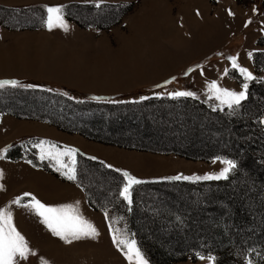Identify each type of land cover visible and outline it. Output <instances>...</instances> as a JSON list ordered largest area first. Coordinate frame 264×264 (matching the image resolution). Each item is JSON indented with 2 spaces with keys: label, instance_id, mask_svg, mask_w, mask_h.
<instances>
[{
  "label": "rangeland",
  "instance_id": "obj_1",
  "mask_svg": "<svg viewBox=\"0 0 264 264\" xmlns=\"http://www.w3.org/2000/svg\"><path fill=\"white\" fill-rule=\"evenodd\" d=\"M20 1L25 2V0ZM150 2H152V5L147 9ZM71 3L78 2L67 1L61 2L58 5L66 6ZM79 3L84 4L85 6L87 4L94 6L93 8L89 9H84L83 7L79 9L69 7L67 12L72 18L69 19L63 16L65 20L75 23L81 29L91 27L102 33L94 37L95 48L89 49L90 51L85 49L88 44L87 41L86 44L82 42V45L77 48L78 51L76 48L73 49L74 51L79 52L81 58L85 59L87 64H95L97 62L98 56L101 57L103 55H107V57H109V53L116 54L122 49L128 51V46L123 42V40L126 37L133 36V25L135 24V20L137 18H141L142 21L145 19L150 21L152 18L167 19L164 20V22L167 21L166 23L170 24V27L172 26L170 30V34L172 35L171 37H176V43H182V46L178 45L177 51H174L173 46L167 42V38L165 39L163 37H158V44L163 47L166 52L167 50H170L169 53L172 54V57L170 56L169 62H163V60L161 62V60H156L157 63H154L152 60H147L145 62L146 65H143L144 70L139 75L133 73L128 74L127 71L122 72L121 74H127L128 76L126 78H122L124 82L128 81L122 87H116V81L118 82L120 79L117 77V75H119L118 73L122 68L119 69V67L116 66L114 69L110 70V68L105 67L104 74L102 76L100 74V77L112 82L111 89H102L104 92L111 91L112 94L109 95L99 96L93 93H85V90L72 83V80L65 81V79L55 75L52 76V74L44 75L46 73L37 75L38 77L27 76L25 78H21V75H18L17 73L12 75H17L16 77L18 78L0 77V81H17V86L19 87H27L28 85H32L33 87L39 86L42 89H45V91H56L61 95L69 97L73 100L97 102L104 101L110 106H120V115H123L120 118H114L112 122L109 120V115H107L104 110H98L97 113L99 115L96 114V116L92 114H94L97 110H93L92 114H88V112L84 109H70L67 106H65L63 110H54V105L52 104L53 102L51 99L45 96L43 97L30 94L18 95V97H21L22 100H24L23 102L20 101L21 98L15 99L13 97L7 98L2 96L0 97V104H5L7 106L13 105L16 107L15 109H24V111H27L31 116H29V118L17 117L12 114L0 111V151H2V155H4L3 150L10 147L14 142H17L21 145V153L23 157L18 160H24L30 163L29 159L34 158L37 162H45L51 167V169H53L52 171L54 173L43 168L41 169L53 174L59 179L65 180L67 179V176L63 174L64 171H57L56 164L53 163V161L47 159L41 160L39 158V149L36 148L34 144L35 142L46 140L42 139L41 137L30 136L29 134H48L58 139H66L71 141L72 139L74 140L75 137L79 136L78 139L83 141L82 143H84L85 146L84 151L88 154L82 151L79 153L87 157L100 159L89 154V152L93 154L99 153L101 155L108 152L113 154L115 149L117 150L119 148L128 151H134L136 155H139L140 152L145 153L147 151L151 156L160 155L163 157L162 155H169L178 157L179 159L183 158L188 160L190 164L187 165L184 163V167H198V169L201 170L195 175L190 176L193 178V180H195L196 177H203L206 174H219L222 168L225 166L220 163V159L225 158L220 156H211L208 158L196 157L190 159L175 153H163L149 151L147 149L143 150L140 147L144 146L145 148L146 145L153 146V144L160 143L164 146L172 147L177 146L178 144V147L180 146L181 148L191 145L195 146L200 151H209L214 147L227 148L228 144L225 140L227 135L226 131L222 128L223 122L209 116H197V113H199L197 110H190L188 107H183L180 104L169 106H158L156 104L148 106L143 105L141 106L140 110H136L134 112V115L127 114L124 112L125 109L123 108L126 106V104L130 103L136 104L141 102L143 104L142 101H151L150 98L154 97L177 99L183 98L168 95H148L146 97L147 99L138 101L128 100L137 95L150 94V91L152 90L168 92L170 95L177 91H189L194 94L190 98L207 102L216 108L226 106L221 105L220 102L214 98H209L210 94L207 85L215 81L219 87L235 91L237 93L244 90L242 85L246 83V80L243 74L240 73L239 69L232 68L231 61L228 59L229 57H236L237 64L240 67L247 69L252 74L253 78H264V73H257L254 70L252 61L253 52L264 50V0H115L113 2L95 1ZM97 3H100L101 7L97 8ZM35 5L46 6L43 3L30 4L24 7H9L0 4V7L3 8L18 9L16 13L13 14L9 13L8 11L0 12V20L6 23L15 24L17 26L22 24H31L37 20V14L34 10H25L24 8ZM229 11H231L233 15H229ZM249 21L250 23H248L246 27L245 23ZM42 26L31 29H37ZM144 26H148V23H145ZM13 27L16 30L30 29H18L15 28L16 26L9 28ZM143 38L145 37L140 38L142 46L141 48L146 51V57L150 58V47H143L144 41L146 45L148 39L142 40ZM127 43H129L130 47H132V45L134 46V43H132V40L130 41V39ZM184 44H186V46ZM8 45H10L8 48V53L10 56H12V54L17 52L20 53L22 51L25 55H30L33 50H36L35 46L37 44L31 40L29 44L23 46L22 43L17 44V42H13L12 40L8 43L2 44L0 47H6ZM250 53L251 56L249 55ZM16 56L21 57V55ZM173 59L174 64L170 65ZM35 62L39 64H45L46 68L50 66V62L44 61L40 57H37ZM35 62L32 63V66L35 65ZM23 64L24 63H22L21 66H25ZM111 65L113 64H108V66ZM156 66H159V69L156 68ZM163 68L168 69L163 70ZM231 68L233 69L234 74L239 75L241 79L240 81L230 76L228 71ZM134 69L135 67L132 64L130 66V70L132 71ZM225 69L228 70L227 73H225ZM14 70L17 72L21 71L17 69ZM10 74L11 73H6L5 76ZM2 75L4 76V73H2ZM134 76H137L136 79H131ZM129 83H131V86H128ZM8 87L12 88L11 86H6L4 89L0 90H5ZM153 87L157 88L152 89ZM10 95L11 94H8V96ZM158 107L164 109L162 110L163 112H161ZM116 109L117 108H113L110 114L113 116L117 114L118 111ZM37 115L49 116L52 120L49 121L43 118H37L35 117ZM92 119L93 122L91 121ZM53 120L59 124H68L71 128H76L75 126L82 128L85 131L90 132L92 136L86 137L76 131L61 129L53 122ZM88 121L89 123H87ZM6 131H8V136H11L10 139H6V136H2ZM186 131L188 133H186ZM178 135L179 137H181V135H185L189 139L186 138L183 140L180 138V140ZM117 139L126 141L129 144V147L127 148L119 146V144L116 142ZM190 139L193 140V143L190 142ZM49 142H54L59 147L64 146L55 141ZM131 145L134 147L136 146V148H132ZM10 161L13 160L4 158V156L3 158H0V171L3 172L5 176L15 171V168H13L15 165L8 164ZM64 161L67 163L68 158L65 157ZM3 162H5L6 165H3L5 164ZM130 165L135 167L133 162H130ZM139 166L143 167L144 165L139 164ZM179 167L181 168L182 165L177 164L175 166L176 169H179ZM91 175L96 178L94 172H91ZM1 177L2 175H0L1 187L4 186L5 188L2 189H5L7 193L12 188H10V185L7 182L8 178H5L4 181L1 180ZM84 179L102 195L107 194V191L104 187L105 183L103 180L100 181L99 177L96 178L97 182L95 181L94 183L87 175L84 176ZM79 186L84 194L81 185ZM146 194L149 197L148 199L152 201L155 206L156 204L164 205L165 201L169 202L170 197L168 196L170 194L180 196L179 198H181V193H177L174 189L168 187H163L161 190L157 191L147 190ZM155 198H159V201ZM170 203L172 206H175V201L172 199L170 200ZM197 204H199V202ZM153 211L154 209L148 211V213H152ZM120 228L121 227L116 225L113 221V229L119 231ZM203 256L205 257L204 259H199L196 257L192 260L191 258L187 257L186 259L174 262L173 264H209V260L207 259L209 255ZM108 262L110 261L108 260ZM81 264L84 263L81 262ZM92 264L105 263L103 261L101 262L100 260H97ZM124 264H129V261L127 260L124 262Z\"/></svg>",
  "mask_w": 264,
  "mask_h": 264
},
{
  "label": "trees",
  "instance_id": "obj_2",
  "mask_svg": "<svg viewBox=\"0 0 264 264\" xmlns=\"http://www.w3.org/2000/svg\"><path fill=\"white\" fill-rule=\"evenodd\" d=\"M93 6L71 3L63 8V16L72 18L67 12L69 7L89 9ZM24 9L34 10L37 20L31 24L18 26L0 20V24L7 27L16 26L15 28L18 29H31L43 25L45 6L35 5ZM17 10L0 7V12L8 11L13 14ZM252 61L254 70L257 73H264V50L253 52ZM228 73L236 80H241L238 74H234L232 68ZM246 83L248 84L246 99L240 105L233 106L232 109L227 106L216 108L207 102L190 97L178 99L154 97L150 98L151 101H142L143 104L141 102L130 103L123 108L127 114L134 115V112L140 110L143 105L180 104L190 110H197L199 112L197 116H209L223 122L222 128L227 135L225 138L227 148L214 147L209 151H200L191 145L181 148L178 144L172 147L160 143L140 148L175 153L190 159L220 156L234 160L238 167L229 173L227 179L141 180L143 183L133 186L130 196L131 204H129L119 195L124 182L122 172L109 167L100 159L87 157L77 152L76 179L69 181L81 185L88 205L94 210L104 211L111 219L112 226L114 221L124 233L134 235L149 264H173L187 257L193 260L197 257L196 253L214 256L215 264H244L246 259L252 260L253 264H264V259L261 258L264 257V123H261L264 121V78L254 77ZM8 94L11 95L8 96ZM24 94L45 96L51 99L54 110H63L65 106L70 109H84L88 114L97 110L92 114L94 116L99 115L98 110H104L111 121L123 116L120 115V106H110L104 101L73 100L56 91H45L39 86H17L0 90V97L18 99L21 98L18 95ZM20 101L24 100L21 98ZM11 106L0 104V111L17 117L29 118L27 111ZM113 108H117L118 111L114 116L110 114ZM158 108L163 112L164 109ZM35 117L52 120L49 116L37 115ZM91 121L93 122V119ZM53 122L61 129L76 131L86 137L92 136L90 132L77 126L71 128L68 124H59L55 120ZM187 131L186 133L189 132ZM178 138L189 139L185 135L181 137L178 135ZM116 142L121 147H129V144L122 139H117ZM190 142L193 143V140ZM131 147L136 148L133 145ZM21 152V145L14 142L6 148L3 156L10 160H18L23 158ZM29 161L33 166L52 171L45 162H37L34 158ZM91 172H94L100 181H104L107 194L102 195L85 181V175L90 177L93 183L96 181ZM163 187L181 193V198L170 194L169 202L165 201L164 205L156 204L155 206L148 199L146 192L147 190H161ZM155 199L159 201V198ZM171 199L175 201V206L170 203ZM153 209L152 213H148Z\"/></svg>",
  "mask_w": 264,
  "mask_h": 264
},
{
  "label": "crops",
  "instance_id": "obj_3",
  "mask_svg": "<svg viewBox=\"0 0 264 264\" xmlns=\"http://www.w3.org/2000/svg\"><path fill=\"white\" fill-rule=\"evenodd\" d=\"M67 1L88 3L95 1L113 2L115 0H25V2H21L20 0H0V4L9 7H24L35 3H43L46 6H55L61 2ZM151 5L152 2L148 4L147 9L151 7ZM46 15L47 14H45V19ZM164 20L167 19L152 18L150 21H147L146 19L142 21L141 18H137L133 25V36L126 37L123 40L129 50H120L123 53H127V56L124 59L125 62L124 64L119 65L114 64V66H108L110 63L108 59L112 58V53H109V57H107V55L101 57L98 56L95 64H87L85 59L81 58L79 52H77V48L82 45V42L86 44V41L88 44L85 49L89 50L95 48L94 37L102 34L95 28L90 27L81 29L75 23L67 20H65V23L68 25L67 31L59 27H54L52 30H48L45 24L37 29L23 30H16L14 28L0 25V46L12 40L13 42H17V44L22 43L23 46L29 44L31 40L37 44L35 46L36 50H33L30 55H25L22 51L10 56L8 53L10 45L0 47V77L15 78L17 75H12L14 73L21 75V78L27 76L38 77L37 75L46 73L44 75L52 74V76H58L65 79V81L72 80V83L80 86L81 89L85 90V93H93L99 96L112 94L111 91H102L103 88L111 89L112 85L110 80H105V78L102 79L100 77V74L101 76L104 74L105 67L110 68V70L114 69L116 66H118L119 69L122 68L118 73L119 75H117L120 79L118 82L116 81V87H122L128 82L123 81L122 78L128 76L127 74H121L122 72L127 71L128 74L133 73L139 75L144 70L143 65H146L145 62L147 60H152L154 63H157L156 60L169 62L172 54L169 53L170 50H167L166 52V50L158 44V37L167 38V42L173 46L174 51H177L178 45L182 46V43H176V37H171L170 30L172 26L170 27V24L166 23L167 21L164 22ZM145 23H148V26H144ZM141 37H145L142 40L148 39L149 41V44L147 41L146 45L144 41L143 47H150V58L146 57V51L141 48ZM129 39L130 41L132 40L134 46L132 45V47H130L129 43H127ZM184 45L186 46V44ZM75 48L77 51L73 50ZM16 55H21L22 58ZM37 57L50 62V66L46 68L45 64L36 63L35 60ZM34 62L35 65L32 66V63ZM102 62L105 63L102 64V66H99ZM22 63H24L23 65L25 66H21ZM132 64L135 69L131 71L130 66ZM171 64H174V59L171 61L170 65ZM158 67L159 66H156V68ZM168 68H163V70H167ZM14 69L21 71H18V73ZM2 73H4V76ZM6 73L11 74L5 76ZM136 77L137 76H134L131 79H136ZM128 86H131V83H129ZM154 88L157 87H153L152 89ZM150 92V94L137 95L128 100L138 101L142 100V97H147L148 95L173 96L168 94V92H160L157 90H152ZM29 135L41 137L46 141H55L64 146L76 149L78 152L82 151L88 154L84 151L85 146L84 143H82L83 141L78 139L79 136L71 141L58 139L48 134L40 135L35 133ZM2 136H6V139L11 138V136H8V131ZM89 154L100 158L104 163L120 170L121 172H128L131 176L139 180L171 178L177 175L190 177L201 171L198 167H184V163L187 165L190 164L186 159H179L178 157L169 155H162L163 157L160 155L151 156L147 151L145 153L140 152L139 155H136L134 151L119 148L117 150L115 149L113 154L109 152L102 155L90 152ZM130 162H133L135 167L131 166ZM53 163L55 162L53 161ZM8 164L15 165L13 166L15 171L13 173L9 172L10 174L7 176L0 171V175H2L1 180L5 181V178H8L7 182L12 189H10L7 194L6 190L2 189L5 187H1L0 184V208H6L12 212L14 225L25 237L30 251L35 253V255L30 254L26 260L17 258L18 264H44V262H46V264H81V262L84 264H92L97 260H100L101 262L103 261L105 264H124V262L127 261L124 254L113 244L112 232L110 231V229H113L111 219L104 211L92 210L87 205L85 196L79 185L70 182L68 178L65 180L59 179L53 174H50L41 168L34 167L24 160H13ZM139 164H143L144 166L140 167ZM177 164L182 165V167L176 169L175 166ZM3 165H6V163ZM61 170L64 172L66 171V169ZM61 170L60 172H62ZM24 193H30L31 196H34L48 206L72 205L78 208L79 215L95 227L98 235L94 238H82L80 240H74L71 243H65L59 237L54 236L47 227L41 223V218L35 215L33 210L22 206L29 203L31 199V197H23ZM18 197H23L21 205L13 204L12 201ZM119 233L124 234L121 228ZM108 260L110 262H108Z\"/></svg>",
  "mask_w": 264,
  "mask_h": 264
},
{
  "label": "snow or ice",
  "instance_id": "obj_4",
  "mask_svg": "<svg viewBox=\"0 0 264 264\" xmlns=\"http://www.w3.org/2000/svg\"><path fill=\"white\" fill-rule=\"evenodd\" d=\"M64 7L65 6L63 5L45 6L47 15L44 20V24L48 30H52L54 27L62 28L65 31L68 30V25L65 23L63 17ZM96 7H101V4L97 3ZM229 15H233V13L229 11ZM248 23H250V21L245 23L246 27ZM249 55L251 56V53ZM228 59L231 61L232 68L239 69L246 81L253 79L252 74L247 69L242 68L237 64L236 57H229ZM227 71L228 70L225 69V73H227ZM6 86L17 87V81H0V89H4ZM27 87L33 86L28 85ZM207 88L210 94V99L214 98L219 101L221 105H226L229 109H232L233 106L240 105L241 102L246 99L248 84L244 83L242 85L244 90L239 93L221 88L215 81L209 83ZM171 95L175 97H191L194 94L189 91H177ZM142 99L147 98L142 97ZM261 123H264V121H261ZM34 146L39 149V158L41 160L47 159L54 161L57 165V171L66 169L63 174L66 175L69 180L76 179L75 157L78 150L67 146L59 147L54 142L43 140L35 142ZM3 151H6V149ZM65 157L68 158L67 163L64 161ZM0 158H3L2 151H0ZM220 163L225 166L219 174H206L203 177H196L195 179H227L229 173L233 172L238 167L237 162L231 159H220ZM122 176L124 178V183L119 195L124 201L131 204L130 196L133 186L143 183V181L131 176L126 171L122 172ZM171 179L190 180L193 178L176 176ZM23 197H31V199L29 203L22 206L33 210L34 214L41 218V223H43L54 236L59 237L65 243H71L74 240H80L82 238H94L98 235L95 227L79 215L78 208L72 205L48 206L43 204L34 196H31L30 193H24ZM23 197L16 198L12 201V203L21 205ZM110 231L112 232L113 244L124 254L125 258L129 261V264H148V261L146 260L141 248L138 246V242L134 238V235H130L128 233L121 234L115 229H110ZM30 254L35 255L34 252L30 251L25 237L14 225L12 212L6 208H0V264H18L17 258L26 260ZM195 255L199 259L205 258L201 253H196ZM261 258L264 259V257ZM207 259L209 260V264H215L216 258L214 256L209 255ZM44 264H46V262H44ZM245 264H253V262L250 259H246Z\"/></svg>",
  "mask_w": 264,
  "mask_h": 264
},
{
  "label": "bare ground",
  "instance_id": "obj_5",
  "mask_svg": "<svg viewBox=\"0 0 264 264\" xmlns=\"http://www.w3.org/2000/svg\"><path fill=\"white\" fill-rule=\"evenodd\" d=\"M116 52V51H115ZM113 54V53H112ZM127 56V53H123L122 51H119L118 53H114L113 55H111V59H108L110 60V63L113 64L111 66H114V64H124L125 62V57ZM105 62H102L99 66H102V64H104ZM100 68V67H99Z\"/></svg>",
  "mask_w": 264,
  "mask_h": 264
}]
</instances>
